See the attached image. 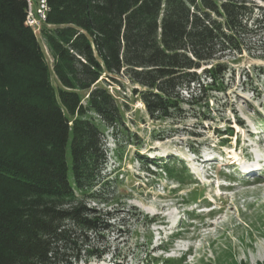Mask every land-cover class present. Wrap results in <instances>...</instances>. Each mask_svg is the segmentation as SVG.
I'll return each mask as SVG.
<instances>
[{"label":"trees","instance_id":"obj_1","mask_svg":"<svg viewBox=\"0 0 264 264\" xmlns=\"http://www.w3.org/2000/svg\"><path fill=\"white\" fill-rule=\"evenodd\" d=\"M46 4L40 34L51 67L27 23V1L0 0V264H75L83 251L100 256L85 248L81 231L107 222L88 218L92 210L81 204L64 205L76 192L102 200L103 131L123 124L122 105L98 85L104 73L123 72L137 83L133 91L151 119L180 118L183 104L223 89L227 52L264 45V6L251 0ZM221 132L232 135L231 128ZM139 161L170 177L178 170L170 159Z\"/></svg>","mask_w":264,"mask_h":264},{"label":"rangeland","instance_id":"obj_2","mask_svg":"<svg viewBox=\"0 0 264 264\" xmlns=\"http://www.w3.org/2000/svg\"><path fill=\"white\" fill-rule=\"evenodd\" d=\"M251 1L264 6L260 0ZM36 34L51 67L53 54L40 31ZM247 47L242 54L227 52L223 57L230 70L223 89H208L199 104H183L180 118L151 119L133 91L140 86L123 72L99 78L98 85L122 105L123 124L103 131L105 181L98 190L102 200L76 192L64 205L81 204L92 210L88 218L100 217L108 224L99 231H81L85 248L100 256L82 250L75 264H166V260L257 264L264 260V179H239L232 168L222 165L234 163L236 170L245 163L255 168L264 165V120L255 109L259 105L264 110V45ZM52 81L57 84L54 74ZM86 97L85 93L84 102ZM226 128L232 129L230 138L221 136ZM151 152L174 162L175 177L140 163L139 156L151 159ZM251 153L261 161L245 159ZM211 154L217 163L207 170L209 163L202 166L201 160ZM223 182L231 188L224 191ZM209 199L223 210L205 218L198 207L208 205ZM192 218L195 223H189ZM171 232L177 234L175 243L169 242Z\"/></svg>","mask_w":264,"mask_h":264},{"label":"built area","instance_id":"obj_3","mask_svg":"<svg viewBox=\"0 0 264 264\" xmlns=\"http://www.w3.org/2000/svg\"><path fill=\"white\" fill-rule=\"evenodd\" d=\"M27 1V23L34 31H39L41 25L46 20L48 7L46 0H26Z\"/></svg>","mask_w":264,"mask_h":264},{"label":"bare ground","instance_id":"obj_4","mask_svg":"<svg viewBox=\"0 0 264 264\" xmlns=\"http://www.w3.org/2000/svg\"><path fill=\"white\" fill-rule=\"evenodd\" d=\"M256 109H258L259 110V112L261 113V114H264V110L262 109V107L261 106H256ZM211 156V155H210ZM209 155H207L206 157H202L204 160H207V159H211V157H210ZM213 157V156H212ZM245 159H249V162L250 161H253L254 163L255 162H260V160H259V158L258 159H256V157H255V155H253V153H251V154H246V156H245ZM246 162V161H245ZM253 168V169H257V168H255L254 166H252V165H247V163H245V164H243V166H241V167H239L238 169L239 170H236L235 172H240L241 170H240V168Z\"/></svg>","mask_w":264,"mask_h":264},{"label":"clouds","instance_id":"obj_5","mask_svg":"<svg viewBox=\"0 0 264 264\" xmlns=\"http://www.w3.org/2000/svg\"><path fill=\"white\" fill-rule=\"evenodd\" d=\"M42 26V25H41ZM40 29H41V27H40ZM40 31V30H39ZM36 32V31H35ZM37 33V32H36ZM257 263V262H256Z\"/></svg>","mask_w":264,"mask_h":264}]
</instances>
